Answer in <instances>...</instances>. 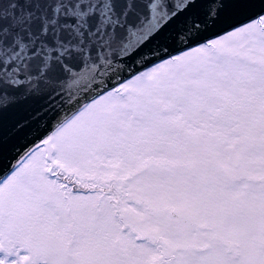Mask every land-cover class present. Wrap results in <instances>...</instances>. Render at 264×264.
<instances>
[{
    "label": "snow or ice",
    "instance_id": "1",
    "mask_svg": "<svg viewBox=\"0 0 264 264\" xmlns=\"http://www.w3.org/2000/svg\"><path fill=\"white\" fill-rule=\"evenodd\" d=\"M0 264H264V0H0Z\"/></svg>",
    "mask_w": 264,
    "mask_h": 264
}]
</instances>
